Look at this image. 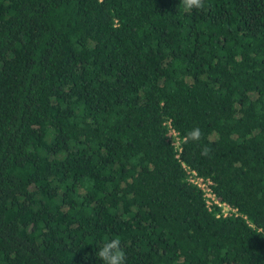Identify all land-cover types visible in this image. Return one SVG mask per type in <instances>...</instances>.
<instances>
[{"label": "trees", "instance_id": "trees-1", "mask_svg": "<svg viewBox=\"0 0 264 264\" xmlns=\"http://www.w3.org/2000/svg\"><path fill=\"white\" fill-rule=\"evenodd\" d=\"M116 237L125 264H264V0H0V264Z\"/></svg>", "mask_w": 264, "mask_h": 264}, {"label": "clouds", "instance_id": "clouds-1", "mask_svg": "<svg viewBox=\"0 0 264 264\" xmlns=\"http://www.w3.org/2000/svg\"><path fill=\"white\" fill-rule=\"evenodd\" d=\"M182 3L185 13L191 12L193 9H203L204 0H179ZM171 136V135H170ZM203 137V133L199 127H193L187 133L183 134L180 139L181 147L189 142H199ZM171 139L173 137L171 136ZM207 148H204L202 154L206 155ZM96 256L102 261V264H125L126 253L122 247L119 237L109 239L103 242L98 248Z\"/></svg>", "mask_w": 264, "mask_h": 264}, {"label": "built area", "instance_id": "built-area-1", "mask_svg": "<svg viewBox=\"0 0 264 264\" xmlns=\"http://www.w3.org/2000/svg\"><path fill=\"white\" fill-rule=\"evenodd\" d=\"M187 181L195 183L197 187H200L202 197L207 209H214L216 216H225L228 214H237L235 207L228 205L227 203L220 201L216 198L214 191L207 184L210 183V180L204 182L201 177L195 174L193 169L186 168Z\"/></svg>", "mask_w": 264, "mask_h": 264}]
</instances>
